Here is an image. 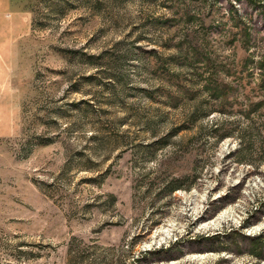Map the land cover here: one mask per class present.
<instances>
[{
    "label": "rangeland",
    "instance_id": "1",
    "mask_svg": "<svg viewBox=\"0 0 264 264\" xmlns=\"http://www.w3.org/2000/svg\"><path fill=\"white\" fill-rule=\"evenodd\" d=\"M0 264H264V0H17Z\"/></svg>",
    "mask_w": 264,
    "mask_h": 264
},
{
    "label": "crops",
    "instance_id": "2",
    "mask_svg": "<svg viewBox=\"0 0 264 264\" xmlns=\"http://www.w3.org/2000/svg\"><path fill=\"white\" fill-rule=\"evenodd\" d=\"M30 22L31 16L19 10L17 0H0V106L10 94V75L17 67L19 28Z\"/></svg>",
    "mask_w": 264,
    "mask_h": 264
}]
</instances>
